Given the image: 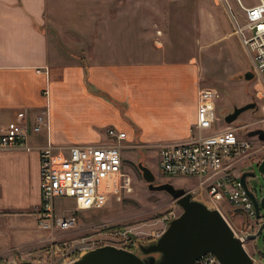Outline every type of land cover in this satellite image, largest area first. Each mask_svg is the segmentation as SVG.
Instances as JSON below:
<instances>
[{"label":"rangeland","instance_id":"1","mask_svg":"<svg viewBox=\"0 0 264 264\" xmlns=\"http://www.w3.org/2000/svg\"><path fill=\"white\" fill-rule=\"evenodd\" d=\"M228 1L231 9L224 0H51L54 13L50 22L62 31L61 37L55 31H50L51 45L58 44L54 46L58 56H78L81 59L88 56L113 60L112 57L119 56L126 58L116 59H125L127 62H157L197 57L201 68V89L212 88L217 91L215 111L218 120L207 133L236 127L241 138L253 142L252 148H263L235 170L241 174L256 173L247 182L250 189L261 198L264 195V175L259 171V164L264 159V141L251 133L264 130V114L260 109L264 103V81L255 70L240 34L235 31L233 16L243 22L244 11L236 0ZM243 1L247 5L258 2ZM247 72H253L254 77L247 79ZM259 92L263 98L258 97ZM251 102L257 104L256 108L244 111L232 123L226 122L225 117L235 107ZM146 125L151 127L149 123ZM113 127L128 134L127 140L123 142L127 145L123 150L127 188L120 192L121 199L112 197L102 209L78 212L77 226L64 232L65 241L58 242L59 248H55L58 255L41 264H53V260L61 264L65 256L68 261L74 260L78 257L77 253L72 255L75 244L83 240L90 242L93 247L110 243L123 245L125 242L128 243V250L142 258L149 257L141 250V246L155 242L183 209L167 192L148 188L138 166L140 162L155 173V184L171 182L189 191L198 186V176L165 177L161 174L159 148L169 140L153 138L150 143H143L134 138L136 127L132 124ZM192 194L210 208H216L206 194L199 191ZM219 205L239 235L247 231L244 212H236L237 207L228 201ZM74 207L73 199L56 201L59 215L64 213L65 208L73 210ZM35 221L38 224V218ZM14 231H8V239L0 240V251L17 245L18 233ZM118 231H126L127 236L116 235ZM40 233L43 234L42 230ZM49 244L44 242L36 248L17 247L12 250L13 255L1 252L0 264L24 260L37 264L33 253L47 249ZM246 245L253 251L254 264H264V232L258 239L247 241ZM153 255L157 260L161 258V253Z\"/></svg>","mask_w":264,"mask_h":264},{"label":"crops","instance_id":"2","mask_svg":"<svg viewBox=\"0 0 264 264\" xmlns=\"http://www.w3.org/2000/svg\"><path fill=\"white\" fill-rule=\"evenodd\" d=\"M53 13L51 0H0V134L23 111L30 147L0 148V240L8 239V231L18 233L17 245L3 254L39 247L48 237L33 211L41 202L40 149L46 144L108 143L107 128L127 123L143 143L185 142L195 131L201 90L197 57L157 62L61 57L54 49L58 44L51 45V30L62 36L50 22ZM41 114L48 125L36 132Z\"/></svg>","mask_w":264,"mask_h":264},{"label":"built area","instance_id":"3","mask_svg":"<svg viewBox=\"0 0 264 264\" xmlns=\"http://www.w3.org/2000/svg\"><path fill=\"white\" fill-rule=\"evenodd\" d=\"M236 1L244 11V21L241 22L233 16L235 31L240 34L243 45L252 57L255 70L264 81V0H258L256 4L250 5L245 4L243 0ZM224 2L231 9L229 1ZM216 96L215 89L200 90L194 135L189 141L162 144L159 148V169L165 177L198 176L199 184L190 190L192 193L199 191L203 195L206 194L224 216L219 205L223 201L241 208L250 220L244 233L256 232L259 222L254 203L240 180L241 175L235 170L242 162L260 153L263 148H252L253 142L241 138L236 127L207 133L218 120L215 111ZM258 97L263 98L261 92L258 93ZM260 109L264 114V103L260 105ZM47 125V118L41 114L37 116L33 129L39 132ZM107 133L111 138V142L108 143L71 145L48 143L40 149L41 202L34 206L33 211L38 217V225L50 232L43 242L51 244L47 249L33 253L37 264L52 260L58 255L55 248H59L58 242L61 243L65 239L63 233L77 226L78 212L102 209L112 197L121 199L120 192L127 188V173L123 170V150L127 145L123 142L127 140L128 134L114 127L108 128ZM28 136L27 116L23 111L18 112L5 132L0 134V148L24 147L29 150ZM59 199H73L75 207L73 210L65 208L64 213L59 215L56 211V201ZM65 212L70 214L66 215ZM235 232L241 236L236 230ZM116 235L126 237L127 232L118 231ZM89 243L83 240L75 244L76 249L72 255L77 253L78 257L68 261L65 256L61 264H71L84 251L96 248ZM110 244L125 249L128 245L125 242L123 245ZM52 263L56 264L54 260ZM195 264L220 262L215 254L207 253Z\"/></svg>","mask_w":264,"mask_h":264},{"label":"water","instance_id":"4","mask_svg":"<svg viewBox=\"0 0 264 264\" xmlns=\"http://www.w3.org/2000/svg\"><path fill=\"white\" fill-rule=\"evenodd\" d=\"M245 77L250 79L254 77V73L247 72ZM256 105L251 102L235 107L234 111L225 117L226 122L232 123L241 113L256 108ZM251 135H259L264 141V130L252 132ZM138 166L148 183V188L170 194L183 212L171 220L168 228L155 242L141 246V250L149 255L148 258H142L131 250L107 244L86 251L71 264H195L207 253L215 254L220 264H254V258L245 244L249 240L258 239L264 232V195L259 198L247 182L249 177L256 175L255 172L243 173L240 180L254 203L259 226L256 232H245L238 236L219 209L210 208L195 199L191 191L177 187L171 182L155 184L156 175L151 168L142 162ZM259 171L264 175V159L259 164ZM236 211L244 212L241 208ZM245 215L248 224L250 220L246 213ZM153 253H161V258L157 260L154 255H150ZM7 264L35 263L24 260Z\"/></svg>","mask_w":264,"mask_h":264},{"label":"flooded vegetation","instance_id":"5","mask_svg":"<svg viewBox=\"0 0 264 264\" xmlns=\"http://www.w3.org/2000/svg\"><path fill=\"white\" fill-rule=\"evenodd\" d=\"M255 136L259 137V135H255ZM153 254H155V253H153ZM153 254H150V255H153ZM146 255H148V254H146ZM148 256H149V255H148Z\"/></svg>","mask_w":264,"mask_h":264}]
</instances>
